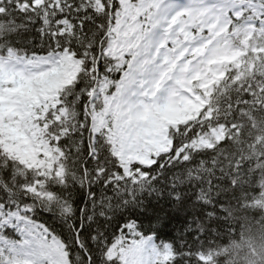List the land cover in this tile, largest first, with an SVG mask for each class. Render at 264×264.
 <instances>
[{"label":"snow or ice","instance_id":"obj_1","mask_svg":"<svg viewBox=\"0 0 264 264\" xmlns=\"http://www.w3.org/2000/svg\"><path fill=\"white\" fill-rule=\"evenodd\" d=\"M0 264H264V0H0Z\"/></svg>","mask_w":264,"mask_h":264}]
</instances>
